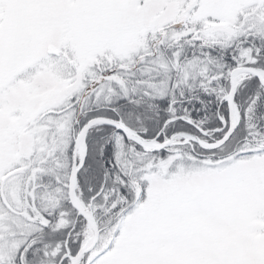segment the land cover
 <instances>
[{
    "label": "snow or ice",
    "instance_id": "obj_1",
    "mask_svg": "<svg viewBox=\"0 0 264 264\" xmlns=\"http://www.w3.org/2000/svg\"><path fill=\"white\" fill-rule=\"evenodd\" d=\"M0 264H264V0H0Z\"/></svg>",
    "mask_w": 264,
    "mask_h": 264
}]
</instances>
